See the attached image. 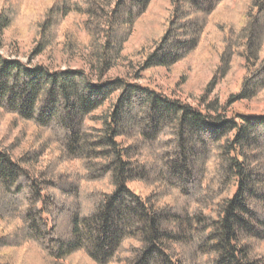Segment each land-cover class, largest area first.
Segmentation results:
<instances>
[{"label":"trees","instance_id":"1","mask_svg":"<svg viewBox=\"0 0 264 264\" xmlns=\"http://www.w3.org/2000/svg\"><path fill=\"white\" fill-rule=\"evenodd\" d=\"M103 1L63 0L50 21L74 12L112 30L88 61L99 80L0 54V111L39 142L20 156L0 142V264H11L3 250L28 242L52 262L82 251L95 264H264V116L228 118L219 101L203 111L125 78L104 80L152 0H116L110 10ZM228 1L174 0L168 31L140 70L183 62L214 22L221 70L235 53L248 66L237 100L257 97L264 0L247 3L236 22L215 16ZM13 16L3 12L2 27ZM39 46L51 50L45 36Z\"/></svg>","mask_w":264,"mask_h":264},{"label":"rangeland","instance_id":"2","mask_svg":"<svg viewBox=\"0 0 264 264\" xmlns=\"http://www.w3.org/2000/svg\"><path fill=\"white\" fill-rule=\"evenodd\" d=\"M73 1V0H71ZM251 0H229L220 5L215 13L217 18L236 22L243 7ZM63 0H0V16L3 12L14 13L8 28L0 24V54L6 59H17L31 66L47 65L53 70L83 69L99 77L93 70L90 57L94 58L99 49L112 37L110 30L102 26L100 18H88L72 13L68 17L53 20L52 9ZM116 0H104L103 7L111 9ZM174 0H152L149 8L132 31L123 38V52L116 66L107 70L104 80L125 78L167 98L179 100L205 111V103L219 101L222 112L228 118L236 115L264 116V89L254 99L237 100L242 92V84L248 74L244 57L236 53L225 75L222 64L213 47L219 29L210 22L199 49L183 62L169 68H153L141 71L145 61L166 32L173 16ZM109 7V8H108ZM88 28L94 31V38L88 35ZM51 42V50L40 52L43 37ZM70 38V39H69ZM75 41L74 48L67 44ZM93 42V43H91ZM115 45V44H113ZM70 46V45H69ZM112 55L115 50L112 48ZM94 60V59H93ZM27 131V132H26ZM11 147L14 156L25 155L33 147H38L33 128L26 129L17 119L0 111V142ZM41 160V163H45ZM44 167L43 164L39 165ZM144 185H135L138 192L145 194ZM147 193V191H146ZM1 259L11 264H95L82 251L65 260L52 262L36 243L28 242L18 249H5Z\"/></svg>","mask_w":264,"mask_h":264}]
</instances>
